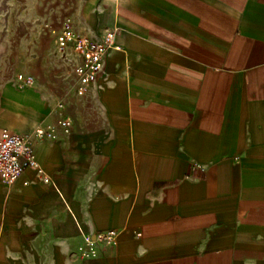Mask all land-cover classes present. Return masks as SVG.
Wrapping results in <instances>:
<instances>
[{"label": "crops", "instance_id": "crops-1", "mask_svg": "<svg viewBox=\"0 0 264 264\" xmlns=\"http://www.w3.org/2000/svg\"><path fill=\"white\" fill-rule=\"evenodd\" d=\"M71 21L114 33L84 92L71 61L64 84L0 74V133L36 162L0 179V264H264V0H93Z\"/></svg>", "mask_w": 264, "mask_h": 264}, {"label": "rangeland", "instance_id": "rangeland-1", "mask_svg": "<svg viewBox=\"0 0 264 264\" xmlns=\"http://www.w3.org/2000/svg\"><path fill=\"white\" fill-rule=\"evenodd\" d=\"M89 1L0 0V74L49 73L63 84L69 82L71 62L53 47V33Z\"/></svg>", "mask_w": 264, "mask_h": 264}, {"label": "built area", "instance_id": "built-area-1", "mask_svg": "<svg viewBox=\"0 0 264 264\" xmlns=\"http://www.w3.org/2000/svg\"><path fill=\"white\" fill-rule=\"evenodd\" d=\"M114 33L105 31L91 37L78 32L69 18L62 21L56 38V49L72 62V71L76 77L78 93L86 90L87 84L96 81L105 59L113 48ZM70 54V55H69ZM68 55V56H67ZM77 59V61H74ZM16 78L22 86H31L34 77L18 73ZM61 107V103L59 104ZM58 125L64 132L70 127L66 116H61ZM38 136H50V130L40 129ZM25 162L21 164L20 159ZM36 166L33 147L27 136L3 129L0 133V179L5 183L14 181L22 172L23 165ZM116 230L98 234L96 241L113 242Z\"/></svg>", "mask_w": 264, "mask_h": 264}]
</instances>
